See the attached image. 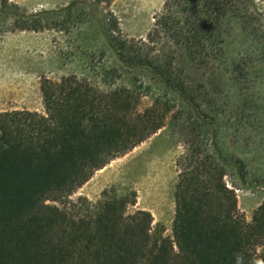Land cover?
<instances>
[{
    "label": "trees",
    "instance_id": "trees-1",
    "mask_svg": "<svg viewBox=\"0 0 264 264\" xmlns=\"http://www.w3.org/2000/svg\"><path fill=\"white\" fill-rule=\"evenodd\" d=\"M248 3L164 0L151 41L163 35L178 53L209 66L225 55L226 24ZM3 13L12 14L19 29L38 31L47 12L16 14L5 7ZM105 27L99 28L116 63L163 90L140 109L151 86L138 85L137 78L102 90L76 74L59 81L43 77L44 113L0 111V264H264V201L248 222L225 177L233 170L245 187H264V179L248 180L244 159L223 154L219 124L200 110L174 56L162 61L144 54ZM170 115L185 118L194 133L177 160L173 238L151 232V212L127 214L135 197L97 203L79 197L62 207L47 202L69 198L98 169L164 127Z\"/></svg>",
    "mask_w": 264,
    "mask_h": 264
},
{
    "label": "rangeland",
    "instance_id": "rangeland-1",
    "mask_svg": "<svg viewBox=\"0 0 264 264\" xmlns=\"http://www.w3.org/2000/svg\"><path fill=\"white\" fill-rule=\"evenodd\" d=\"M81 1L10 0L3 7L0 0V111L29 109L44 113L42 78L59 81L70 74L88 79L102 90L130 86L137 78L138 85L145 82L151 86L143 93L140 109L152 105L162 85L116 63L101 34L102 23L144 54L162 61L174 56L175 69L182 71L192 86L200 110L214 116L219 124L223 154L244 159L248 180L264 179V0H249L241 16L226 24L225 55L209 66L178 53L163 35L151 41L164 0ZM68 6H72L71 11H64ZM5 7L16 14L46 11L39 25L42 30L19 29V21L3 13ZM13 55L22 70L14 75L3 70L2 76V66L4 69ZM181 107L178 105V109ZM193 134L185 118L170 115L164 127L98 169L69 198L47 202L62 207L70 200L77 202L79 197L91 203L115 195L129 200L135 197L136 202L127 206V214L151 212V232L173 238L177 160L187 152ZM225 179L235 188L239 209L251 222L264 201V187L243 186L233 170Z\"/></svg>",
    "mask_w": 264,
    "mask_h": 264
},
{
    "label": "crops",
    "instance_id": "crops-1",
    "mask_svg": "<svg viewBox=\"0 0 264 264\" xmlns=\"http://www.w3.org/2000/svg\"><path fill=\"white\" fill-rule=\"evenodd\" d=\"M12 50H13V51L15 50V46H12ZM1 66H2V65H1ZM20 66H21V65H18V64H17V58H16V55H15V56L13 55V58H11V62L8 63V65H6V66L4 67V69H3V66H2V69H1V75L3 76V70H4L5 72H7L8 74L11 73V74L14 75L15 72H18V71L22 70ZM8 74H7V75H8Z\"/></svg>",
    "mask_w": 264,
    "mask_h": 264
}]
</instances>
